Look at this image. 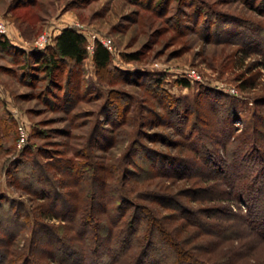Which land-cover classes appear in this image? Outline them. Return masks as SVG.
I'll list each match as a JSON object with an SVG mask.
<instances>
[{
    "label": "trees",
    "instance_id": "trees-1",
    "mask_svg": "<svg viewBox=\"0 0 264 264\" xmlns=\"http://www.w3.org/2000/svg\"><path fill=\"white\" fill-rule=\"evenodd\" d=\"M205 16L208 22L211 17L226 27L221 34L232 28L245 30L244 38L254 41L250 48L263 50L260 34H264V17L253 22L212 10ZM226 19L230 22L225 23ZM216 33L220 34L217 29ZM87 42L81 31L67 26L49 45L26 51L5 34L0 37V56L14 65L9 70L22 83L32 84L37 80L35 70L42 72L48 79L45 92L52 90L54 100L48 93L45 98L53 106L62 103L70 112L84 97L82 78L75 76L88 55ZM92 57L98 74L126 75L111 69V51L99 40L95 41ZM124 57L139 58L134 53ZM64 67H68L66 78ZM140 75L144 77L140 85L149 97L120 90L124 98L118 96V102L107 97L104 112L112 127L95 126L91 137L74 147V153L83 161L59 156L51 163H43L37 150L26 151L10 165V183L23 193L43 198L46 207L40 204L35 208L27 196H0V264H244L242 260L252 255L250 249L246 246L238 248V252L227 251L231 241L251 233L259 244L264 243V100L257 102L259 109L237 133L235 123L241 114L231 96H211L206 89L190 101L164 88L161 73ZM176 83L191 86L187 78H178ZM238 87L246 90L255 83ZM58 88L62 96L56 92ZM207 102L215 121L201 113ZM156 105L162 108L163 117L155 111ZM145 114L152 116L147 122L143 120ZM159 117L162 125L172 123L181 135L176 142L178 151H164L139 138L151 137L140 126H148ZM13 124L0 97V157L12 149L4 142ZM189 126L196 132L191 135V143L187 141L190 133L184 131ZM38 130L36 137L43 136ZM16 131L19 136L18 128ZM210 134L217 142L210 140ZM156 135L173 145L163 132ZM257 138L262 142L258 143ZM92 149L110 154L94 155ZM200 161L204 169L189 174V170L199 168ZM179 177L192 182L183 192L186 199L182 193L169 191L170 183L164 182ZM158 178L163 180L154 187ZM44 182L50 183L48 190L43 188ZM33 183L36 186L31 187ZM243 191L248 207L246 212H235L230 203L239 199ZM158 206L171 211L173 218H167L171 222L178 218L177 227L163 220ZM58 208L60 213L55 211ZM28 232L29 247L18 251V243ZM40 235L45 241L37 246Z\"/></svg>",
    "mask_w": 264,
    "mask_h": 264
},
{
    "label": "rangeland",
    "instance_id": "rangeland-1",
    "mask_svg": "<svg viewBox=\"0 0 264 264\" xmlns=\"http://www.w3.org/2000/svg\"><path fill=\"white\" fill-rule=\"evenodd\" d=\"M261 2L262 0H0V22L6 24V34L10 40L21 45H15L19 49L26 51L37 49L35 41L43 33L47 35L46 45H49L53 42L54 36L67 26L77 28L88 39V55L78 77L75 76L82 78L81 91L84 97L70 112L66 111L62 103L53 106L45 98V93H48V97L54 100L52 90L45 92L48 79L42 72L35 70L37 80L34 79L32 84L22 83L18 76L9 70L14 65L0 56V97L14 122L4 142V146L10 145L12 149L0 157V196L16 199L27 196L32 199L35 208L40 204L45 205L43 198H34L10 183L8 174L12 167L10 165L26 151L28 153L39 150L43 155H38V159L43 163H51L54 157L59 156L83 161L74 153V147L85 142L87 137L90 138L95 126L106 129L112 127V123L106 118L107 112H104L107 97L110 101L118 102L120 99L118 96L124 98L120 91L137 92L141 98L149 97L140 85L144 78L140 74L161 73L164 76V88L173 95L187 97L190 101L197 97L199 91L206 89L211 96H231L235 99L241 114L235 123L236 132L240 133L244 124L253 116L255 109H259L257 102L264 100V34H260L262 40L260 45L263 50L261 52L252 50L250 47L254 41L250 42L244 38L245 30L232 28L221 34L226 27L211 17L208 22L205 14L212 10L221 15L227 14L257 22L264 17ZM226 21L230 22L229 19L224 20L225 23ZM216 29L220 34L216 33ZM234 30L237 32L232 34ZM1 35L5 34L0 33V37ZM98 37L112 40L111 69L124 71L126 73L124 77L122 72L112 73L110 76L97 73L92 57L94 49L91 50L89 46L93 41L99 40ZM126 53H134L139 58L127 60L124 57ZM189 69L195 70V77H185ZM62 73L66 78L68 67H64ZM178 78L189 79L191 86L177 84ZM253 83L255 87L246 90H240L238 87L240 84ZM56 92L62 96L61 88L56 89ZM207 105L208 102L204 105L206 110L201 109V113L208 115V120L215 121L216 116L211 115L210 112L213 110L207 108ZM154 109L161 117L164 116L161 107L156 105ZM151 117L145 114L143 120L147 122ZM161 117L148 126L146 123L141 125V131L151 137L139 138L150 146L176 152L178 151L176 142L181 140V135L172 123L162 125ZM194 117L193 114L191 118ZM20 125L28 136L21 146ZM38 129L43 132V136L36 137ZM160 131L173 142V145L161 141L162 138L156 135ZM184 131L190 133L187 141L191 143L196 132L190 131V126ZM210 136L212 142H217L212 134ZM257 142L261 143L262 140L257 138ZM122 143L126 144L127 141ZM122 146L117 149L118 153H121ZM92 153L110 154L96 149H92ZM198 164L199 168L189 170V174H197L204 169L201 161ZM48 167H51L52 171L56 170L54 166ZM161 180L163 179L158 178L152 185L155 187V183ZM164 182L170 183L169 191L182 194L192 186V182L184 177ZM49 184L44 182L42 186L48 190ZM34 186L36 185L33 183L31 187ZM182 197L186 199L187 196L183 194ZM246 202L248 201L243 191L239 199L230 204L235 212L239 209L246 212L248 207ZM57 203H60L59 199ZM158 209L166 223L177 227L180 223L178 218L174 222L167 219L172 217L170 210H161L159 206ZM55 211L60 213V208ZM51 222L62 223L61 220ZM29 234L30 232L18 243V251L29 247ZM169 237L171 240L172 237L170 235ZM36 241V245L39 246L45 241V237L40 235ZM242 247L250 249L248 251L252 253L249 259L242 260L244 264H264V243L259 244L251 233L231 241L227 251L232 249L238 252V248L242 250Z\"/></svg>",
    "mask_w": 264,
    "mask_h": 264
},
{
    "label": "built area",
    "instance_id": "built-area-1",
    "mask_svg": "<svg viewBox=\"0 0 264 264\" xmlns=\"http://www.w3.org/2000/svg\"><path fill=\"white\" fill-rule=\"evenodd\" d=\"M0 33L2 34H6L7 33V26L5 23L3 22H0ZM47 35L45 33L41 34L35 41V46L37 47H44L46 45V42H47ZM99 41L106 47L108 48L109 50H111L112 48V40L110 38L108 39H103V38H99ZM94 45H95V41H93L91 43V45L89 46V48H91V50L94 49ZM196 76V73H195V70L194 69H189L186 74H185V77L187 78H190V77H195ZM20 139H19V144L20 146L23 145L27 139V133L23 130L22 128V125H20Z\"/></svg>",
    "mask_w": 264,
    "mask_h": 264
},
{
    "label": "crops",
    "instance_id": "crops-1",
    "mask_svg": "<svg viewBox=\"0 0 264 264\" xmlns=\"http://www.w3.org/2000/svg\"><path fill=\"white\" fill-rule=\"evenodd\" d=\"M9 36V35H8ZM14 45H17L18 43L17 42H15V41H11ZM19 45V44H18ZM19 46H21V45H19ZM22 47H23V45H22Z\"/></svg>",
    "mask_w": 264,
    "mask_h": 264
}]
</instances>
